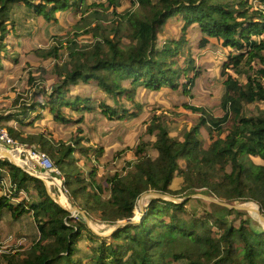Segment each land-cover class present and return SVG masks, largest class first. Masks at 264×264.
<instances>
[{
  "label": "trees",
  "instance_id": "obj_1",
  "mask_svg": "<svg viewBox=\"0 0 264 264\" xmlns=\"http://www.w3.org/2000/svg\"><path fill=\"white\" fill-rule=\"evenodd\" d=\"M83 1L0 0V62L8 36L20 24L14 7L25 8V20L32 16L48 24L57 22L58 11H79ZM129 1L130 8L120 11L123 0H93L64 34L51 35L47 47L32 49L34 57L52 62L51 73L59 82L47 87L49 69L37 66L40 75L31 73L30 80L41 84L26 98L18 93L11 103L14 111L0 113V125L17 143L50 156L60 172L51 175L62 179L69 197L89 218L110 225L128 222L110 236L97 234L51 196L44 180L0 157V220L5 213L14 219L31 214L39 231L31 245L0 253V264H264V228L255 226L244 210L211 201V209L199 214L191 200H205L187 198L202 189L228 203L253 202L264 214V108L246 111L249 104L264 103V9L250 0ZM254 1L264 6V0ZM177 16L184 20V32L198 25L204 34L201 44L212 45L214 38L228 51L220 71L225 78L220 113L183 103L199 114L183 138L170 134L164 113L154 114L134 145L122 150L131 151L135 160L101 176L94 160L103 147H87L82 135L71 144L34 128L45 115L64 125L82 123L94 108L96 91L137 107L141 88L181 89L191 97L203 69L194 58L181 65L184 36L167 37L158 47L159 35H166V25ZM86 36L88 40L81 39ZM6 57L19 64L11 54ZM81 84L89 86L86 93L74 91ZM98 107L110 120L139 117L138 111L105 100ZM79 112L78 119L72 118ZM11 118L13 124L4 122ZM177 176L179 186L172 187ZM150 191L186 198L152 197L142 217L134 220L138 199ZM84 236L87 254L80 246Z\"/></svg>",
  "mask_w": 264,
  "mask_h": 264
},
{
  "label": "rangeland",
  "instance_id": "obj_2",
  "mask_svg": "<svg viewBox=\"0 0 264 264\" xmlns=\"http://www.w3.org/2000/svg\"><path fill=\"white\" fill-rule=\"evenodd\" d=\"M91 1L93 0H84L77 12H74V9L58 11L57 22L48 24L45 23L43 19H33L32 16L25 20V8H13L12 13L20 18V24L19 27H17V32L8 36L5 44V55L2 56V61L0 62V113L14 111L15 106L11 104L12 99L18 93L24 95L25 98L28 97L31 93H29V91L36 89L37 86L41 84V80H30L31 73H33L32 75L34 77H39L40 72L35 70L37 66L42 64L49 69L48 74H46L47 87H51L52 84L59 82L58 78L51 73L52 62L42 61L41 59L34 57L31 53L32 49L47 47L50 44L51 35L64 34L72 22L81 15L86 6L92 3ZM250 1L253 3V7L259 6L261 9H264V6L257 1ZM129 8L130 1L123 0V4L119 9L120 11H124ZM183 24L184 20L181 17L177 16L172 18L166 25V35H159L158 47L164 46L167 37L177 40L184 36L185 41L179 49L178 54L181 65L186 67L188 64L187 59L194 58L198 65H202L203 69L202 75L196 80V85L191 91V97L183 95L181 89L173 90L171 88H163L159 90H147L141 88L136 95V102L139 104V107H137L125 98L123 99L122 104H120L109 99L103 91H96L94 92V95L92 94L96 99L94 108L85 114L86 118L82 123L76 121L64 125L62 123L54 122L45 115L42 120L40 119V121H37L34 128H37V130L52 131L57 139H63L71 144H75L76 137L82 135L85 137L84 142L87 147H103V153L100 158L96 157L94 160L98 175L101 176L104 172H114L116 170L115 167H122L126 161L135 160L131 151L122 153V150L134 145L139 135H141L146 129L149 119L154 114L164 113L170 134L172 136H181V138H183L199 120V114L185 109L183 103L190 101V103L196 106L206 107L214 114L220 113V98L223 91V82L225 80V78L220 75V71L223 65V59L227 57L226 55L228 54V51L223 49L220 45L221 42H218L214 38L210 40L212 45L201 44L204 34L201 33L198 25L194 24L184 32L182 29ZM88 38L89 37L86 36L81 39L88 40ZM6 54H11L13 58L19 61V64L15 65L13 61L8 60ZM182 81L185 82L184 77L182 78ZM88 88V85L81 84L78 88L75 87L74 91L86 93ZM103 100L107 101V103L112 106L118 107V109L123 108L124 105L130 111L136 110L139 112V117L132 121H127V119H124V121L117 119L110 120L102 114L101 109L98 107L99 102ZM257 107L264 108V103L258 102L249 104L246 106V111L248 113H253L256 111ZM69 111L72 113L71 110ZM80 116L81 112L72 114V118L75 119H78ZM4 122L13 124L14 119H5ZM79 129H82L83 132L76 133ZM202 133L203 137L206 138L204 132ZM145 138H150V136H145ZM119 151H121L123 156ZM11 152L14 154V151ZM76 154L78 155L79 153L76 152ZM19 155L21 160L24 161V163L19 164L25 167L30 165L31 167L36 168L33 164L27 161L26 152H19ZM84 159L85 158L83 157L81 164ZM257 161L261 160L258 159ZM86 169L89 170V167ZM43 174L49 175V178H46V181L50 189L56 192L59 191V183L62 185V179L48 173ZM180 181L181 178L177 176L172 182V187H178ZM202 191V189H199L194 194L187 196V198L199 197L205 200V204L195 203L191 200L190 207L199 214L211 209V206L208 204L211 201L203 196L214 199L212 196L206 195ZM151 192L154 191L147 192L148 194L145 197L141 196L143 198L142 203L140 200L141 197L138 199L134 219L137 220L142 217L144 207L152 197H155V195L150 194ZM185 198L186 197L177 199L182 202ZM63 203L68 209H73L67 200L64 199ZM241 204L250 208V210H244L246 212L245 217H250L255 226L264 228V219H261L259 213L253 210H260L259 206L253 202H245ZM260 213L264 217L261 210ZM90 220L91 229L94 232L105 237L111 235V230L114 225L102 223L91 218ZM38 238L39 231L31 214L26 213L21 217L14 219L9 213H5L0 220V253H8L10 251H16L19 247L29 246L36 242ZM83 238L84 239L80 242V246L83 248L82 253L87 254L89 252V241L86 236Z\"/></svg>",
  "mask_w": 264,
  "mask_h": 264
},
{
  "label": "water",
  "instance_id": "obj_3",
  "mask_svg": "<svg viewBox=\"0 0 264 264\" xmlns=\"http://www.w3.org/2000/svg\"><path fill=\"white\" fill-rule=\"evenodd\" d=\"M0 147H1L2 150H3V151L1 152V154H0V157L8 158L12 163H14V164H16V165H18V166L24 168L27 172L31 173L32 175L38 176V177H40L42 180H44V182L46 183L47 188H48V191H49V193L51 194V196H52V197H53L58 203H60L61 206L65 207V208H67V207H66V205L63 203V201H64V199L67 200V201L70 203V205L72 206V208H73V209H69V211L71 212L72 216H73V217H76L77 219H79V220H80L81 222H83V223H87V225L91 228V225H90L91 220H90V218L88 217V215H87L83 210H80V209L76 206V204H75V203L73 202V200L69 197V195L67 194L66 190L62 187V185H61L60 188H58L59 191H57V192H56V191H52V190L50 189L49 185L47 184L46 179H45V178H42V176H41V171H39V168H30L29 166L25 167V166H23V165L17 163V162L14 160V158L12 157L11 153L9 152L10 149L7 148V147L5 146V144H3L2 142H0ZM54 192H55V193H54ZM147 194H148V193H144V194L142 195V197H145ZM150 194H153V195H155V196H157V197H162V198H167V199L169 198V199H171V200L181 202V201H180L179 199H177V198H173V197H171V196H168V195H166V194H161V193H159V192H151ZM142 197H141V199H140V200H141V203H142V201H143V198H142ZM203 197L209 199V200L212 201V202H215V203H217V204H219V205H222V206H225V207H228V208H231V209L250 210V208H248V207H246V206H244V205H242V204L228 203V202L221 201V200H218V199H212V198H209V197H207V196H203ZM61 200H63V201H61ZM67 209H68V208H67ZM253 210H255L257 213H259L261 219H264L263 215L260 213V210H258V209H253ZM134 220H135V219H134ZM134 220H133V221H134ZM127 222H128V221H126V220H122V221L117 222V223L113 226V229L111 230V233H113L118 227H120L121 225L126 224Z\"/></svg>",
  "mask_w": 264,
  "mask_h": 264
},
{
  "label": "built area",
  "instance_id": "obj_4",
  "mask_svg": "<svg viewBox=\"0 0 264 264\" xmlns=\"http://www.w3.org/2000/svg\"><path fill=\"white\" fill-rule=\"evenodd\" d=\"M0 142L5 144V146L8 147L10 151H19L20 153L26 152L27 161H29L31 164H33V162H36L43 172L48 174H56L59 176L60 172L48 154L44 152L34 151L30 148L25 147L24 145L17 143L9 135L8 130L5 127H2L1 125ZM27 166L32 168L30 165Z\"/></svg>",
  "mask_w": 264,
  "mask_h": 264
},
{
  "label": "bare ground",
  "instance_id": "obj_5",
  "mask_svg": "<svg viewBox=\"0 0 264 264\" xmlns=\"http://www.w3.org/2000/svg\"><path fill=\"white\" fill-rule=\"evenodd\" d=\"M2 151H3V150H2V148L0 147V154H1ZM9 152L11 153L12 157L14 158V160H15L17 163H24V161L21 160V158H20L19 151H14V154H12L11 151H9ZM41 176L44 177L45 179H46V178H49V175L42 174Z\"/></svg>",
  "mask_w": 264,
  "mask_h": 264
},
{
  "label": "crops",
  "instance_id": "obj_6",
  "mask_svg": "<svg viewBox=\"0 0 264 264\" xmlns=\"http://www.w3.org/2000/svg\"><path fill=\"white\" fill-rule=\"evenodd\" d=\"M8 148V147H7ZM34 166V165H33ZM33 168V167H32ZM39 171H41V175L43 174V173H45V172H43L42 170H39ZM42 178H44V177H42ZM48 184V183H47ZM61 187V184L59 183V188ZM63 187V186H62Z\"/></svg>",
  "mask_w": 264,
  "mask_h": 264
}]
</instances>
